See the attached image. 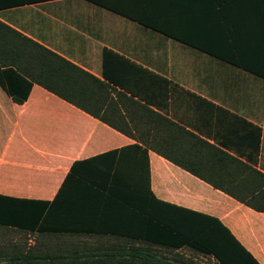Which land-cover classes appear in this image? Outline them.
<instances>
[{
  "label": "crops",
  "instance_id": "crops-1",
  "mask_svg": "<svg viewBox=\"0 0 264 264\" xmlns=\"http://www.w3.org/2000/svg\"><path fill=\"white\" fill-rule=\"evenodd\" d=\"M0 21L105 86L72 82L69 68L50 76L54 62L10 65L31 88L17 103L0 84V205L45 204L32 229L0 220V264H148L149 253L153 264H221L149 237L110 196L142 177L146 188L148 172L156 209L216 218L264 264V211L174 162L224 188H264V0H0ZM67 95L94 96L89 111ZM131 145L146 156L121 151Z\"/></svg>",
  "mask_w": 264,
  "mask_h": 264
},
{
  "label": "trees",
  "instance_id": "trees-1",
  "mask_svg": "<svg viewBox=\"0 0 264 264\" xmlns=\"http://www.w3.org/2000/svg\"><path fill=\"white\" fill-rule=\"evenodd\" d=\"M18 60L39 64L43 69L46 63L54 62L57 64V73L54 70V72L48 75L58 78V76L62 74L64 68H69L67 76L72 82H75L76 79L87 77L91 79L98 94L105 89L104 84L97 78L82 71L57 54L41 47L39 44L0 21V84L7 89L15 102L23 103L28 97L31 82L10 67V65H13V63H16ZM40 75H37V77H34V75L29 76H31L32 79H37V81L48 89L62 94L63 91L54 86L57 84L56 82L44 80ZM66 83L67 89L75 92L74 88H76V83ZM62 98L85 111H89L86 103L90 104L94 96L85 98L67 95L62 96ZM95 101L96 103H100L102 102V98L97 96ZM90 114L97 117L99 116L96 112H90ZM128 150L132 152L139 150L142 152L143 156H146L147 152L139 145H131L121 149L123 152ZM218 151L217 153L220 154L221 158L219 160L222 161V156L224 157L226 155H221L222 153ZM115 153L116 151H112L104 154V156L113 155ZM165 157H168V155ZM91 160L92 159H90V161ZM174 162L179 163L187 170L199 175L201 179L236 198L243 204L258 211H264V188H224L223 185L220 184L221 178L201 175L196 168L187 166L184 162ZM72 169L74 170V167ZM116 173V177L121 178V173L118 171ZM68 178H72V173L68 174L67 180ZM245 178H242V181H244ZM129 183L130 182L127 181L126 185H130L132 188H125L126 190L124 191H118L117 188H109V194L111 197H114L113 200L116 202L120 201L125 203L124 205L127 208L130 207L133 214H136V216L142 219H146L149 237L156 239L161 244L171 243L174 246L188 244L199 251L213 254L221 264H258L231 232L216 218L199 212L178 208L161 201L156 202L164 207L161 209L157 207L156 209L149 200L145 199L149 197L153 198L149 188V172L146 177V188H143L145 184L143 177L141 188H136L139 186L138 181L136 184L132 181L130 184ZM13 202L14 203L0 205V217H2L0 220L19 227H28L31 229L36 227L43 214V206L45 203L41 202V204H43L42 207L32 208L25 205L29 201L16 200ZM41 227L39 226L40 229ZM170 238H172L173 241ZM146 261L148 264H153L154 256L149 253L146 257Z\"/></svg>",
  "mask_w": 264,
  "mask_h": 264
},
{
  "label": "rangeland",
  "instance_id": "rangeland-1",
  "mask_svg": "<svg viewBox=\"0 0 264 264\" xmlns=\"http://www.w3.org/2000/svg\"><path fill=\"white\" fill-rule=\"evenodd\" d=\"M197 260L200 261L201 263H210L211 262V259L207 256L205 258L198 257Z\"/></svg>",
  "mask_w": 264,
  "mask_h": 264
}]
</instances>
